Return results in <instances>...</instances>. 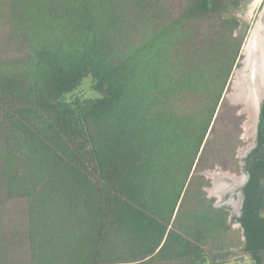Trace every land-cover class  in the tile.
<instances>
[{"label":"trees","instance_id":"1","mask_svg":"<svg viewBox=\"0 0 264 264\" xmlns=\"http://www.w3.org/2000/svg\"><path fill=\"white\" fill-rule=\"evenodd\" d=\"M249 1L0 0V264H264L262 130L239 218L193 174Z\"/></svg>","mask_w":264,"mask_h":264},{"label":"rangeland","instance_id":"2","mask_svg":"<svg viewBox=\"0 0 264 264\" xmlns=\"http://www.w3.org/2000/svg\"><path fill=\"white\" fill-rule=\"evenodd\" d=\"M259 2L260 0H257L253 6H245L241 11L235 13L242 23L247 24L238 58L239 65L232 70L228 88L223 93L215 113L211 131L207 134L208 150H213V153L208 157L207 163L212 167H206L193 173L203 175L205 180L208 181L203 187V191L208 199L213 200L214 205L223 204L228 194L235 192L238 188L237 186L243 173L241 158L254 142L256 114L254 102L249 104V97L243 101L240 96H235L234 83L236 82V73L243 67V50L250 29L257 19ZM200 27L201 32L214 29L210 20L201 21ZM6 30L0 19V50L11 46ZM79 89L87 92V94H93L90 89L89 78H85L82 81ZM228 140L230 144H226ZM226 235L233 244H236V246L231 248L238 250L242 242V232L238 224L233 222ZM229 264H239V261L230 262Z\"/></svg>","mask_w":264,"mask_h":264},{"label":"bare ground","instance_id":"3","mask_svg":"<svg viewBox=\"0 0 264 264\" xmlns=\"http://www.w3.org/2000/svg\"><path fill=\"white\" fill-rule=\"evenodd\" d=\"M263 30L264 16H262L259 26L248 37L247 45L243 50V67L235 76V96H240L243 101L249 97V104H252V102L255 104L256 99L261 96V92L264 90V48L261 50L263 54L260 55L259 48L262 44V38L257 36L258 34L262 36Z\"/></svg>","mask_w":264,"mask_h":264},{"label":"flooded vegetation","instance_id":"4","mask_svg":"<svg viewBox=\"0 0 264 264\" xmlns=\"http://www.w3.org/2000/svg\"><path fill=\"white\" fill-rule=\"evenodd\" d=\"M257 0H250L247 4L246 7L248 6H253L256 3ZM264 0H260L259 2V10L263 4ZM242 23V22H241ZM240 29V26L237 28ZM238 31V30H236ZM255 106V110H256V114H255V128H254V142L252 144V146L246 150V152L244 153L243 157L241 158V169L243 171L242 173V178L238 184V188L235 190V192H231L230 194H228L227 198L224 199V203L220 204L221 206H227L229 209V219L231 218V216H235V217H240L241 216V210H242V206H243V201H244V194L242 191V188L246 185V183L249 180V176L248 174L243 170V166H244V159L246 158V156L249 154V152L256 148L258 146V139H259V133L262 130V136H263V140L260 144V153L263 155L264 154V120H262L261 117V112L264 106V90L261 92V96H259L258 99H256V102L254 104ZM255 186H256V193L257 196L259 195L260 197L258 198L257 202H259V206L257 207V214L260 217L264 218V173L262 174V177H259L257 180H255ZM233 188V187H232ZM234 189V188H233ZM218 206V205H215ZM236 224H238V226L241 229V232H243L242 227L240 225V223L238 221H234ZM244 239L243 235H242V240Z\"/></svg>","mask_w":264,"mask_h":264},{"label":"water","instance_id":"5","mask_svg":"<svg viewBox=\"0 0 264 264\" xmlns=\"http://www.w3.org/2000/svg\"><path fill=\"white\" fill-rule=\"evenodd\" d=\"M262 16H264V2H263V4H262V6H261V8H260V10H259V13H258V16H257V19H256V21H255V23H254V25L252 26V28L250 29V32H249V35L251 34V32H253L258 26H259V23L261 22V18H262ZM261 35L262 36H260L259 34L257 35V36H259V37H261L262 39V44H264V42H263V39H264V30L262 31V33H261ZM249 37V36H248ZM259 37H258V39H259ZM249 39V38H248ZM247 39V40H248ZM260 44H261V42H260ZM262 44H261V47L259 48L260 50V55H262L263 53V51H261L263 48H264V46H262ZM246 45H247V41H246V44H245V46H244V49H245V47H246ZM258 53V54H259ZM243 61H244V58H243V60H242V63H243ZM241 70V69H240ZM240 70H238V71H240Z\"/></svg>","mask_w":264,"mask_h":264}]
</instances>
